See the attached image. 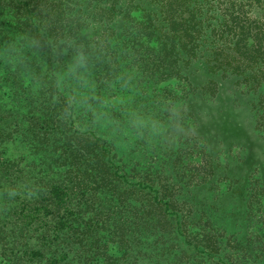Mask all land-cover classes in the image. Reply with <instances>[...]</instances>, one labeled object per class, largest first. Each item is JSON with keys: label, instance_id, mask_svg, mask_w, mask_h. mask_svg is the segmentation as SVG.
Returning <instances> with one entry per match:
<instances>
[{"label": "trees", "instance_id": "1", "mask_svg": "<svg viewBox=\"0 0 264 264\" xmlns=\"http://www.w3.org/2000/svg\"><path fill=\"white\" fill-rule=\"evenodd\" d=\"M171 79H180L187 95L161 89ZM232 88L240 93L233 99ZM121 90L130 98L123 124H134L144 140L186 101L206 161L194 187L226 185L215 201L220 212L226 196L249 218L264 204V0H0V190L9 215L16 212L11 230L23 239L0 264H264V220L247 236L237 218L238 227L228 225L240 207L225 220L195 221L196 190L185 197L187 211L175 199V185L161 171L168 162L177 169L180 153L155 155L160 163L144 174L138 160L129 177L117 144L91 131L83 148L99 172H86L85 180L73 173L76 165L81 170L78 141L75 151L71 140L59 148L53 134L72 131L73 121L65 127L74 110L98 114ZM244 99L254 111L249 121L241 117ZM234 144L243 155L233 157ZM28 147L41 184L26 190L37 197L18 206L25 196L14 198L7 185L20 179V151ZM221 155L233 161L220 163ZM99 192L96 223L82 217V205L76 211L74 199L90 193L88 202ZM111 242L122 256L110 252Z\"/></svg>", "mask_w": 264, "mask_h": 264}, {"label": "rangeland", "instance_id": "2", "mask_svg": "<svg viewBox=\"0 0 264 264\" xmlns=\"http://www.w3.org/2000/svg\"><path fill=\"white\" fill-rule=\"evenodd\" d=\"M14 9L16 11L18 10L17 7ZM170 86L171 88L175 89L176 93H179V95H184L183 94L184 92L185 95H187L186 87L182 84V82H180V79H171V81L169 83H165L161 89H165L166 87H170ZM62 90L63 89L61 88V91ZM229 90H231L229 94L232 97V99L234 96H236L237 93L238 95L240 94L239 91L233 93L235 91L233 88ZM122 91L123 90L119 91L117 95L112 96L113 98L111 97L109 101L105 102L102 105L103 107L101 106L100 111H97L98 114H94L93 116H91V114L89 113L87 114L86 111L83 109L74 110L73 113L71 114L72 117H70L71 120H68L66 122V127H65L68 130V128L71 125H73L74 122L72 131L68 130L64 132V135L61 136L57 133L53 134V140H55V142L59 144V148L61 147L60 145L62 143L71 140L72 142L71 150L75 151V147H76L75 140L78 141V145H80L81 148L77 155L81 154V158H82L80 160L81 170H78V166L76 165L73 168V173L80 174L81 178H84V180L86 178V172L92 173L94 177L98 174L99 171L93 168L91 160L87 159V155H88L87 153L89 152L88 149L90 148H86V149L83 148L84 146L89 145L88 140H92L91 137L93 136L90 134L91 131H95L100 135L104 136L105 138H107L109 142L112 141L117 144V148L121 153L120 157L125 158V160L129 162V164L126 167V170L129 173L128 174L129 177H131L132 174H135V172H137L136 169L134 170V164L138 160L143 161V164H141V168H139V170L141 174H144L150 171V169L147 167L150 168L155 167V165L160 163L159 160L157 161L155 160V155L161 157L164 154L166 155V152L169 154L173 150L174 152L173 155H170L168 157L174 159L180 153L181 159L178 160L179 162L178 165L176 166L177 169L175 168L174 164L169 163L167 161L168 163L166 167L162 169L161 173L163 174V176L166 177V179H169V182L175 185L174 197L179 201V203L181 202V204L184 205L183 209H185L186 211L188 208V202L186 198L188 199L191 198L190 196H187V194L189 193L192 194L196 190L195 194L198 195L199 198H197L196 203L194 201L195 221L197 219L199 220L204 219V221H206L208 217L212 219L218 217L219 220L220 219L225 220L227 218L226 214L228 216L231 211L235 212L237 210L236 208L240 207V205H238L240 201L230 199V196H226L221 204L223 206H220L221 212L217 207L218 205L215 202L216 199L220 196V193L224 192V190L226 189V185L217 183L216 187L214 186L213 187L214 189H212L210 192L206 186L205 187L200 186L196 189L194 187L197 182L203 180L204 175L202 174L204 173V167H205L204 165H206V161L203 155L199 151V146H201L202 143L200 144V142L197 140V137L195 135V131L199 128V121L198 118L194 117L197 120H193L194 119L193 117L187 118V116L185 115V113H187L186 101L184 100L178 101L176 104V108L174 110L172 109L168 110L167 112L168 116L167 115L163 116L165 120H160V123H157V125L152 126L151 134L148 135L149 138H147V140H144V137L141 134L131 130L134 124L131 123L123 124V118L126 117L127 115L126 106H130L127 100H129L130 98L129 97L125 98L123 94L127 91H123V93ZM161 94L165 95V92L162 91ZM125 102H127V104H125ZM242 102L243 104L241 105H243V108H242L241 117H243L242 118L243 121L245 120L249 121L253 116L252 114H254V111L250 109V106H248V103L245 99L242 100ZM80 107L83 108L85 106H80ZM169 111H171L172 116L170 115ZM214 111L205 114L207 119L209 118L210 115L214 114L215 116V114H217ZM201 116H203V114H201ZM217 118L218 117L216 115L215 119ZM209 121L213 123L212 120ZM189 135H191L192 138H189ZM215 136L216 135L212 137ZM188 139L189 141L187 143ZM231 140L234 139L228 138L224 143L233 145L231 144ZM145 141L148 142L146 143ZM216 141L213 143L216 144L217 143ZM93 144H91L92 145L91 147L95 148V145L93 146ZM103 144L104 143L102 140L99 141V145L102 146ZM234 145L235 146L232 150L233 157L235 155L236 156L243 155L244 148L239 144H234ZM218 146L219 145L217 143L214 147H218ZM190 149L192 150V152H190ZM133 150H135V152H133ZM21 152H25L26 156H24L23 159L19 162V167L17 168L19 170L18 174L20 175L18 176V178L20 179L14 181V183L11 182L9 185H7L8 188L11 189L9 192L12 193L14 198H16V196L21 193L25 196L26 201H23L24 197L22 198V196L17 198V201L20 203L18 204V206H22L24 205L25 202H28L31 199H33L32 193H35V196L37 197L36 195L37 190L33 191L31 194H29L27 191L28 189H35L37 186L41 184L38 183V180H36V178H38L37 176H39L38 175L39 166L33 157L35 154L34 149L30 147L27 153L23 149L20 151V153ZM219 152H223V151L220 150ZM65 155L66 154H64V156ZM233 157L227 158L228 161L232 162ZM132 158H133V162L129 161V159ZM218 160L220 163L223 164L228 163V161L225 159V155H221L220 157H218ZM88 168L90 169L89 171ZM30 177H32L33 179ZM3 195H4L3 190H0V223L4 224V226L2 225V229L0 232V239L2 238V240H0V261H3L1 260V258H4L5 255L9 253V250L11 248L10 245H12L14 241H18V240L21 242L23 241V239L20 238V235L16 236V232L11 230L12 228L11 226L16 224V217L13 215L16 212H14L13 209L11 211V215H9V212H7V208L5 205L9 203V199L5 197V200L2 201L1 199ZM143 195L146 196V193ZM89 197H91L90 193H88L87 195L81 193L79 197H76L74 199V202L75 203L77 202L75 204L76 211H78V209L82 205V217L85 219L93 218L94 222L98 223L99 219H101L102 216L99 215L97 217L95 215V211H96L95 206L98 204L99 210L101 209L100 204L103 198V194L102 192H99L96 196L90 198L87 202L86 199ZM146 197H149V195ZM192 199L194 200V197H192ZM126 201L127 200H124V202H121L120 204L123 206V204ZM144 204L149 206L150 204L149 199L144 200ZM256 205L257 207L254 213L249 215L250 218L248 217V213L246 212V207L242 205L240 207L242 213L234 214L233 218H231L229 221L228 224L229 228L233 230L236 227H238V226L235 227L233 226V223H236V221H234L233 219L237 218L238 219L237 222H239V225H241L240 229L242 230L247 229L246 231L247 236L256 234L257 226L255 223L256 222L258 223L259 221L261 223L264 220V204L257 203ZM196 210L199 211L196 212ZM245 213L247 214L246 217H245ZM207 214L208 216H206ZM175 217L176 216H173L172 219L169 218L170 223L173 222V219ZM188 221L190 222L191 220L189 219ZM167 226L169 227V225ZM228 234L231 235L230 233ZM103 237H104V241L107 242L108 241L106 240L107 236H103ZM129 241H132V238L129 239ZM109 245H110V252L113 253L115 257L119 255L122 256L121 255L122 253H120L119 251L120 248L118 244L111 242L109 243ZM145 247L146 246L136 247V249L137 250L144 249ZM101 250H102L100 251L101 253H105L104 249ZM104 263L105 262H102V264ZM107 264H110V262H107ZM249 264H253V262L251 261Z\"/></svg>", "mask_w": 264, "mask_h": 264}, {"label": "clouds", "instance_id": "3", "mask_svg": "<svg viewBox=\"0 0 264 264\" xmlns=\"http://www.w3.org/2000/svg\"><path fill=\"white\" fill-rule=\"evenodd\" d=\"M13 194H15V193H13Z\"/></svg>", "mask_w": 264, "mask_h": 264}]
</instances>
